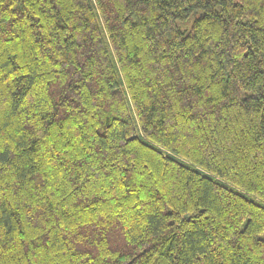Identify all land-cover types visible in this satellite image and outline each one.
Here are the masks:
<instances>
[{"label":"trees","instance_id":"16d2710c","mask_svg":"<svg viewBox=\"0 0 264 264\" xmlns=\"http://www.w3.org/2000/svg\"><path fill=\"white\" fill-rule=\"evenodd\" d=\"M0 264H264V0H0Z\"/></svg>","mask_w":264,"mask_h":264},{"label":"rangeland","instance_id":"374dc122","mask_svg":"<svg viewBox=\"0 0 264 264\" xmlns=\"http://www.w3.org/2000/svg\"><path fill=\"white\" fill-rule=\"evenodd\" d=\"M192 18H189V20L184 21V22H178L177 25L180 27L182 30H186L187 28L190 27Z\"/></svg>","mask_w":264,"mask_h":264}]
</instances>
